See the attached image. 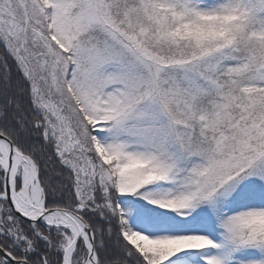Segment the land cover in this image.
I'll list each match as a JSON object with an SVG mask.
<instances>
[{
	"label": "snow or ice",
	"instance_id": "6c2138e0",
	"mask_svg": "<svg viewBox=\"0 0 264 264\" xmlns=\"http://www.w3.org/2000/svg\"><path fill=\"white\" fill-rule=\"evenodd\" d=\"M0 264H264V0H0Z\"/></svg>",
	"mask_w": 264,
	"mask_h": 264
}]
</instances>
